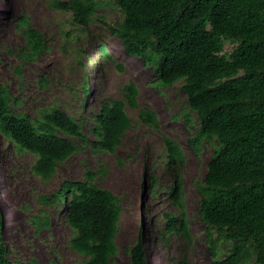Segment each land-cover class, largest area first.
<instances>
[{
	"label": "trees",
	"instance_id": "obj_1",
	"mask_svg": "<svg viewBox=\"0 0 264 264\" xmlns=\"http://www.w3.org/2000/svg\"><path fill=\"white\" fill-rule=\"evenodd\" d=\"M115 1L124 18L110 29L125 50L150 65L160 84L184 81L188 106L201 120L189 140L194 149L198 151L204 140L218 142L204 178L197 183L199 215L215 256L211 264H247L251 259L264 264V0ZM55 6L71 11L81 29L94 12V0H56ZM20 22L27 27V47L21 55L32 60L47 47L46 36L29 26L26 16ZM227 39L238 42L229 54L224 53ZM123 90V99L104 100L92 113L91 131L100 150H117L133 125L127 106L140 107L138 85L129 82ZM15 102L10 86L1 84L0 136L35 154L33 170L50 179L59 162L77 150L71 137L86 140L83 125L58 108L44 110L33 120L14 110ZM139 116L158 126L154 111L140 109ZM184 117L192 122L190 113ZM164 140L170 165H177L184 159L182 149L174 139ZM97 173L88 170L84 180H65L54 199L63 202L74 231L71 248L87 258L85 264H110L118 251L121 207L117 195L94 182ZM182 195V182L176 178L170 198L183 219L167 213V233L186 230ZM222 242L231 246L220 258ZM127 250L128 264H150L142 237ZM8 253L0 209V264H43L35 258L14 261ZM181 264L191 263L184 259Z\"/></svg>",
	"mask_w": 264,
	"mask_h": 264
},
{
	"label": "rangeland",
	"instance_id": "obj_2",
	"mask_svg": "<svg viewBox=\"0 0 264 264\" xmlns=\"http://www.w3.org/2000/svg\"><path fill=\"white\" fill-rule=\"evenodd\" d=\"M55 3L0 0V85L10 86L17 112L34 120L44 110H64L82 123L87 138L71 137L77 150L59 162L50 179H43L33 170L37 156L0 136V209L9 258L85 264L87 258L70 246L74 231L63 202L54 199V194L65 180H84L92 170L98 172L94 182L117 195L121 207L118 251L110 264H128L127 248L139 237L147 244L150 264H181L184 259L191 264H211L215 256L208 248L206 225L199 215L197 183L204 178L218 142L204 140L198 151L190 143L201 120L188 106L184 81L160 84L150 65L125 50L121 38L110 29L124 18L115 0H94V12L84 29L75 24L71 11L60 10ZM23 16L47 40V47L32 60L21 55L27 47V27L20 22ZM237 45L225 40L224 53H231ZM129 82L140 89V107L126 108L133 125L115 152L100 150L91 131L92 113L104 100L123 99V87ZM140 109L154 111L158 126L142 121ZM185 113L192 115V122ZM165 136L174 139L184 153L177 165L169 163ZM176 178L182 182L186 230L167 233V213L183 219L170 198ZM230 246L220 243L218 257H225ZM247 264L257 262L251 259Z\"/></svg>",
	"mask_w": 264,
	"mask_h": 264
},
{
	"label": "bare ground",
	"instance_id": "obj_3",
	"mask_svg": "<svg viewBox=\"0 0 264 264\" xmlns=\"http://www.w3.org/2000/svg\"><path fill=\"white\" fill-rule=\"evenodd\" d=\"M126 183H127V180H126V181H123V182H122V185L125 187V186H126ZM129 185L132 186V185H133V182L130 181V182H129Z\"/></svg>",
	"mask_w": 264,
	"mask_h": 264
}]
</instances>
